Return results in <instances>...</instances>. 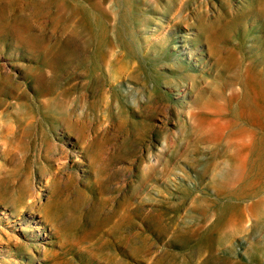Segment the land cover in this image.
Listing matches in <instances>:
<instances>
[{"label":"rangeland","instance_id":"1","mask_svg":"<svg viewBox=\"0 0 264 264\" xmlns=\"http://www.w3.org/2000/svg\"><path fill=\"white\" fill-rule=\"evenodd\" d=\"M0 116V264H264V0H0Z\"/></svg>","mask_w":264,"mask_h":264},{"label":"bare ground","instance_id":"2","mask_svg":"<svg viewBox=\"0 0 264 264\" xmlns=\"http://www.w3.org/2000/svg\"><path fill=\"white\" fill-rule=\"evenodd\" d=\"M47 41V40H46ZM54 41H56V40H54ZM174 50V49H173ZM179 52V51H178ZM184 91V90H183ZM182 91V92H183ZM181 92V91H180ZM53 93V92H52ZM52 93H51V95H52ZM40 94V93H39ZM66 94H68V93H66ZM31 101V100H30ZM23 106H24V104L23 103H20V102H18V101H16L15 102V104L13 105V111L14 112H19V111H21V109L23 108ZM35 107V106H34ZM40 108V107H39ZM35 109V108H34ZM39 110V109H38ZM79 110V109H78ZM34 112V111H33ZM66 112H67V110H66ZM36 115V114H35ZM44 115V114H43ZM64 116V115H63ZM46 117V116H45ZM49 117V116H48ZM2 118V116H0V119ZM35 118V117H34ZM48 119V118H47ZM49 119H53V118H49ZM66 119V118H65ZM55 120V119H54ZM63 120V119H62ZM34 122V121H33ZM36 122V121H35ZM59 123V122H58ZM67 123V122H66ZM38 124H39V122H38ZM45 125V124H44ZM75 126V125H74ZM34 127H35V125H34ZM33 130V129H32ZM44 130V129H43ZM250 131V130H249ZM47 132V131H46ZM249 133V132H248ZM247 133V134H248ZM44 135H45V133H43ZM264 134V133H263ZM249 135H250V133H249ZM259 135V134H258ZM261 135V134H260ZM14 136V135H13ZM31 136H32V134H31ZM45 137V136H44ZM261 137V136H260ZM33 139H35V138H33ZM43 141H44V138H43ZM31 142V141H30ZM35 143V142H34ZM53 143V142H52ZM161 144V143H160ZM29 145V144H28ZM54 147H56V146H54ZM88 147V146H87ZM34 149V148H33ZM89 149H90V147H89ZM31 150H32V148H31ZM47 150V149H46ZM55 150V149H54ZM165 150H166V148H165ZM34 151V150H33ZM89 151V150H88ZM58 154V153H57ZM89 154H90V152H89ZM86 155V154H85ZM160 155V154H159ZM46 156V155H45ZM149 156V155H148ZM152 157V156H151ZM69 160V159H68ZM145 165V164H144ZM148 167V166H147ZM27 168V167H26ZM22 169V168H21ZM27 170V169H26ZM147 170H148V168H147ZM100 171V170H99ZM148 172V171H147ZM39 173V172H38ZM27 174V173H26ZM48 174V173H47ZM23 176V175H22ZM98 176H100V175H98ZM103 176V175H102ZM56 182V181H55ZM54 182V183H55ZM59 183V182H58ZM57 183V184H58ZM149 187V186H148ZM21 193V192H20ZM13 196V195H12ZM152 196V195H151ZM128 197V196H127ZM12 198V197H11ZM15 198V197H14ZM129 198V197H128ZM13 199V198H12ZM15 199H17V198H15ZM15 199H13V200H15ZM124 199H126L125 197H124ZM54 200H56V199H54ZM53 200V201H54ZM130 200V199H129ZM17 201V200H16ZM61 201V200H60ZM65 201V200H64ZM96 201V200H95ZM94 201V202H95ZM122 201V200H121ZM124 202V201H123ZM11 203H14V202H11ZM122 203V202H121ZM131 203V202H130ZM136 202H134V204H135ZM17 204V203H16ZM138 204V203H137ZM53 205V204H52ZM85 205V204H84ZM71 206V205H70ZM69 206V207H70ZM101 206V205H100ZM130 206V205H129ZM136 206H138V205H136ZM72 207V206H71ZM74 207V206H73ZM72 207V208H73ZM127 207V206H126ZM130 208V207H129ZM116 209V208H115ZM61 211H63V209L61 210ZM83 211V210H82ZM56 211H54V213H55ZM57 214V213H56ZM51 218V217H50ZM100 218V217H99ZM41 219V218H40ZM48 226V225H47ZM40 226H38V228H39ZM110 229V228H109ZM74 231V230H73ZM123 237V236H122Z\"/></svg>","mask_w":264,"mask_h":264}]
</instances>
